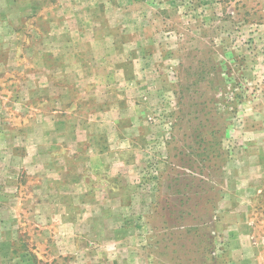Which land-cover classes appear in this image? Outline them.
<instances>
[{
  "label": "rangeland",
  "instance_id": "rangeland-1",
  "mask_svg": "<svg viewBox=\"0 0 264 264\" xmlns=\"http://www.w3.org/2000/svg\"><path fill=\"white\" fill-rule=\"evenodd\" d=\"M15 1L24 11L15 20L13 8L8 32L45 52L44 66L23 50L20 67L2 72L0 124L17 144L30 128L38 158L56 161L45 186L58 197L54 221L41 219L22 190L0 264H264V0H73L67 11L65 0ZM97 9L117 35L106 41L118 42L120 69L103 59L96 73L49 72L48 31L61 32L66 14L67 29L88 32L82 16ZM198 134L212 147L203 161ZM28 174L19 180L35 183Z\"/></svg>",
  "mask_w": 264,
  "mask_h": 264
},
{
  "label": "crops",
  "instance_id": "crops-1",
  "mask_svg": "<svg viewBox=\"0 0 264 264\" xmlns=\"http://www.w3.org/2000/svg\"><path fill=\"white\" fill-rule=\"evenodd\" d=\"M9 1L10 0H0V28L4 29L3 34H0V77L2 72L6 73L9 70H15L20 67L17 63V60L19 59L20 54L23 53V50L32 52L33 58L36 60V62L39 63L40 61H42V65L44 66L42 55L45 52H42V55L40 56L37 55V52H35L34 50L33 43L31 45L28 44L24 49H22L21 46L19 47V45L14 44L15 37L13 39L10 31L8 32L9 28L6 20L13 17V15L11 14L13 8L16 11L14 19H18L17 14L20 13V11H24V5L21 6L15 0L13 2ZM72 1L73 0H65V2H63L60 7L67 11V6L70 5ZM78 1L79 3L81 2V6L91 5L97 8L98 6H100L98 0ZM31 3H33L32 5H35L39 4L40 1H31ZM101 4H105L107 6L109 5L111 7H119L121 6V1L102 0ZM98 15L99 10L97 9L96 14L90 16L88 15L89 17L87 15L82 16L81 23L85 24L86 22L92 25V28L88 32H79L80 30L74 31V29L71 30L69 24L67 29V16L66 14H64L63 16L61 15L60 22L63 24V30L61 32H57V30L54 29V25L53 29L48 31L47 35L45 36L48 40L47 53L49 54V56H51V58H53L51 60L52 62L50 61L47 64L49 72H68L73 69L80 72L86 67H89L96 73L99 69H101L98 62H100L99 60L102 61L103 59L105 61V65H108V69H110L112 73L120 69L119 66L115 65L116 62H114L116 61L114 60V56H116L117 58V54H119L118 50L115 49L118 42L114 44L112 40L111 42L106 41L110 38H117V35L113 32L107 31L105 24L107 25V27H109V23L107 21L108 19L104 18V16L102 15ZM113 20L111 18L112 22L110 23L116 21V19L114 21ZM98 22L100 26H98ZM100 27L101 30H98ZM110 27L112 28L113 26L110 25ZM37 35H39V33H37ZM124 37H126V35ZM132 38L133 37H131L130 39ZM72 41H76L77 43ZM141 51L140 56H146L151 53L149 52L148 54H145ZM61 57H63L64 60H62ZM72 66L74 68H72ZM123 76L124 75L122 73V78ZM93 80L95 86L99 84L98 76L94 75ZM0 98H2L1 95ZM29 129L30 128H26L25 134L19 133V135L21 136V140L20 143L17 144L13 142V135H18L17 132L16 134L12 135L7 134V127L0 124V164L1 162H4L5 167L7 166L6 168H8L4 181L0 183V243L4 242V231L8 228L6 225L11 222L12 218L10 217L15 216L16 212L14 211L19 208L20 200H23L24 198L22 193V190L24 188L30 194L27 198L32 199L33 207H41V215L39 217L41 219L50 217L51 220L54 221L55 210L54 205L52 204V200L58 197V195L57 193L55 194V190H50L49 187H46L45 182L54 183L56 181V175H58V171L55 169L54 165L56 161L53 162L50 159L44 161L38 158L37 151L42 149V146L36 142L35 137H32L29 134ZM30 171L32 172L31 178H38L39 176H47V178L45 181L35 178L36 182H32L30 184L24 183L23 181L19 180V177H22L23 174L27 175ZM20 172L21 175H19ZM64 173L62 175H64ZM62 182H64V180H62ZM75 184L77 189L75 193L78 194V196H85V194L89 192V190L85 188L84 185H82L80 180H77ZM6 200L10 201L6 202ZM81 206V210L78 214L75 215V217H78V221L80 222H82V220L87 215L86 206L82 205V203ZM44 212H46L47 214L44 215ZM35 217L38 216L35 215ZM82 223L79 226L81 229ZM63 227L64 225L60 224L57 230L60 231L61 229H63ZM54 237L56 238V244L59 245L60 242L58 241V239L60 235L55 234ZM62 239H64L63 236Z\"/></svg>",
  "mask_w": 264,
  "mask_h": 264
},
{
  "label": "trees",
  "instance_id": "trees-1",
  "mask_svg": "<svg viewBox=\"0 0 264 264\" xmlns=\"http://www.w3.org/2000/svg\"><path fill=\"white\" fill-rule=\"evenodd\" d=\"M193 85H195V83H193ZM192 86V85H191ZM188 87H190V85L188 84ZM196 141H197V148L195 149L198 153L197 155H202L205 154V157L200 159L201 161L206 160L207 158H211L213 156V154L210 152V150L212 149L210 141L207 140L206 138L204 139L202 136H200V134L196 135ZM191 162H194V159L191 158ZM190 197L188 196V194L184 195V197L182 198V203H185V201H189ZM200 205V201L195 202V205ZM198 211V209H197ZM184 213L187 214L188 217H191L194 221L199 220L200 223H204V221L200 220L199 215L195 214L194 216L191 215L190 211H184V212H180V214L177 216L178 218H180L182 220V218H184ZM180 227H185L184 224H180ZM179 227V226H178ZM195 230V229H193Z\"/></svg>",
  "mask_w": 264,
  "mask_h": 264
}]
</instances>
